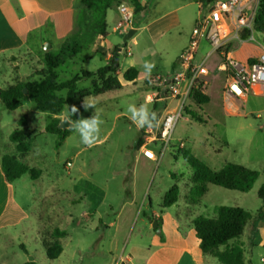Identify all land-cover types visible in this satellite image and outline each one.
<instances>
[{
  "label": "rangeland",
  "instance_id": "374dc122",
  "mask_svg": "<svg viewBox=\"0 0 264 264\" xmlns=\"http://www.w3.org/2000/svg\"><path fill=\"white\" fill-rule=\"evenodd\" d=\"M181 1L151 0L149 10L141 18L152 21L180 7L181 3L193 0ZM124 3L129 2L124 0L121 5ZM158 3L159 7L155 10ZM116 10L115 6L109 11L106 44L116 46L111 53L112 60L116 51L118 54L117 76L121 88L84 99L83 106L85 102L94 103L95 106L84 107L81 119L96 117L103 121L96 125L95 130L68 128L70 136L57 148L58 136L47 133L46 127L53 120L62 122L65 118L75 123L70 120L68 107L54 115L42 113L30 100L24 101L23 106L16 111L6 109L3 102H0V146L4 150L3 155L16 156L43 178V184L36 186L33 209L37 217H34L35 225L38 221L43 228L39 234L30 229L25 230V233L11 229L6 231L4 239L0 240L3 245L0 263L25 264L33 258L36 264H111L132 256L135 257L134 264H140L151 243L147 231L140 233L144 226V215L151 208L159 210L166 193L174 185H178L181 191L179 204L175 207L184 206L190 196L193 170L180 155V151L185 150L214 171L231 163L260 172V178L249 193L209 186V193L204 196L207 209L201 214L213 217L219 206L242 207L253 214L254 220L248 224L244 235L232 241L230 246H243L246 264H264V202L258 197V191L264 183V98L251 95L246 103L228 101L223 93L225 75L215 73V60L211 61L209 65L215 72L210 78L211 86L205 91L210 104L201 107L192 97L187 102L169 148L163 153L161 142L151 144L148 148L160 159L158 162L145 159L139 155V143L141 140L146 143V130L152 128L159 131L164 114L177 105V102L165 101L161 94L157 95L162 92L159 78L172 77L178 68L180 50L187 41V46L190 44L191 38H187L186 33L191 31L192 35L198 21L199 8L196 3H191L179 10L178 15L185 28L182 36L179 30H172L171 34L162 37L159 33L155 36L151 31L141 29L127 46H124L123 41L128 33L123 35L124 31H114L112 16H115ZM83 17L84 21H91L89 13ZM136 18L137 15L133 26ZM145 24L143 22L142 26ZM244 34L241 37L243 42L235 43L233 47L234 51L239 50L237 58L243 62L246 61L245 57H259L263 52L260 42L264 43L260 34L257 35V41L250 40V34ZM135 41L138 45H134ZM58 44L56 41V48L52 50L58 49ZM210 50V45L202 42L201 53L206 54ZM140 58L154 67L147 69L144 65L140 66L142 75L139 79L133 83L126 81L125 67H128L129 62L138 63ZM39 63L43 66L42 60ZM33 66L29 58L22 59L20 75L34 70ZM104 66L99 55L85 49L77 58L62 65L58 72L63 81L79 76L84 71L97 73ZM35 79L39 80V77ZM102 83L95 76L82 81L78 87L80 90L93 91L97 84L101 91ZM0 84L7 85L3 72H0ZM61 95L65 96L66 92ZM129 106L134 111H129ZM196 116H200L206 123H200ZM24 117L27 126L22 129L28 139L33 140V149L25 156L19 154L16 145L10 142L11 134L19 128V122ZM96 132L99 134L95 137ZM93 139L91 144L82 142ZM17 189L20 195L28 191L22 185ZM132 201L137 206L131 205ZM88 209L91 210L88 218H85L82 215ZM71 216L75 222L69 227L70 237L61 240L64 252L58 259L49 260L44 243L55 228L62 227L65 230L64 221ZM153 220L154 217H151L150 222ZM112 222L114 226H110ZM28 227H31L30 224ZM225 249L223 247L222 251ZM208 260L210 264H220L212 256Z\"/></svg>",
  "mask_w": 264,
  "mask_h": 264
},
{
  "label": "trees",
  "instance_id": "16d2710c",
  "mask_svg": "<svg viewBox=\"0 0 264 264\" xmlns=\"http://www.w3.org/2000/svg\"><path fill=\"white\" fill-rule=\"evenodd\" d=\"M124 0H82L86 11L91 15V21L81 19L82 31L70 37L59 50H52L47 53H41V59L45 69L36 73L39 80H29L17 82L5 89L0 88V100L6 109L10 111L18 110L24 100H30L36 104L42 113H51L57 115L64 108L68 107L70 111V120L76 122L83 117V101L86 97L96 96L104 91H112L121 88V81L117 73L119 63L117 62L118 54L112 62L105 67L100 68L97 73L82 72L81 75L72 79L61 80L59 68L68 60L77 58L83 50L87 49L96 37L107 39L108 24L107 14L114 5H121ZM216 0H198L204 11ZM135 10V15L144 11L142 0H128ZM123 4V5H124ZM257 30L262 31L264 27V0H262L257 21ZM86 28V29H85ZM248 33H245L246 36ZM37 32L30 34V44L36 38ZM118 50V48L116 49ZM249 62H257L256 58H251ZM99 77L102 83L101 91L97 84L94 90H80L79 83L93 77ZM140 72L135 68H130L124 73V79L128 82H135L139 79ZM27 90V95L25 91ZM97 90V91H96ZM66 92L65 96L61 94ZM162 97L164 93L160 92ZM159 94V95H160ZM195 100L201 107L210 104V98L203 93L201 89L196 90L193 94ZM72 108L77 111L71 115ZM202 109V108H201ZM200 123H206L200 116H196ZM26 117L19 122V128L10 136V142L16 145L19 154L25 156L33 149V140L28 139V135L23 130L26 127ZM61 121L53 120L47 127L46 132L58 136L57 148H60L67 138L70 131L59 128ZM145 132V131H144ZM143 140L140 141L139 147L143 146ZM185 161L193 170L192 189L187 201L192 206H198L203 197L208 193L209 186L220 187L229 191L240 193H249L260 178V172L251 170L242 165L226 164L221 170H211L202 160L197 158L189 151H180ZM2 168L10 183L22 178L24 175H30L32 179L40 178V173L20 161L16 156L5 154L2 156ZM180 187L174 185L165 195L161 208L169 209L180 201ZM258 197L264 202V183L258 191ZM254 220L253 214L242 207L219 206L215 209V216L200 215L193 221L197 238L200 240V248L205 256L216 258L220 264H246L245 252L242 245L230 246L232 241H236L244 235L248 224ZM159 230L161 222L158 221ZM67 232L60 228H55L50 238L44 243V249L49 260L58 259L64 252L62 239L66 238ZM226 249L222 251V248ZM25 264H36V262H27Z\"/></svg>",
  "mask_w": 264,
  "mask_h": 264
},
{
  "label": "crops",
  "instance_id": "0c3cea01",
  "mask_svg": "<svg viewBox=\"0 0 264 264\" xmlns=\"http://www.w3.org/2000/svg\"><path fill=\"white\" fill-rule=\"evenodd\" d=\"M150 1L151 0H142L144 12L137 15L135 26H133V29H136L137 32L141 29L149 30L154 33L155 36L159 33V35L163 37L166 34H171L172 30H179L182 36V32L185 28L183 27L181 17L178 15L179 10L185 5L196 3L199 8L198 19L202 14V5L198 0L187 2H183L182 0L181 2L183 3L180 4V7L173 8L152 21H146V18L142 19L141 17L149 10ZM115 6L117 10L115 16H112V19L115 24L114 31L118 33L121 32L118 28L121 14L119 10L120 6L116 4L113 7ZM157 7H159V3L155 7V10ZM109 11L107 14V24H109L110 19ZM87 13L86 8L82 4V0H0V72H3V78L7 84L5 86L0 84V88L5 89L17 82L34 80L36 78V73L45 69L44 65L42 66L39 63V61L42 60L40 52H50L44 51L45 44L49 42L53 49L56 48L55 42L57 41L59 44L57 47L58 49H55V51L59 50L70 37L80 33V28L82 29V25H80L81 19ZM143 22H146V24L142 26ZM34 32H37V35L35 40L30 44V34ZM126 34L127 33L123 35ZM186 37L191 38V31H189L188 34L186 33ZM106 43V39L96 37L87 49L99 55L104 61L105 66H108L112 60L111 52L116 46ZM134 45H138V42L135 41ZM187 45L188 41L181 48L178 59ZM260 47L264 50V43L260 42ZM237 51L239 50L234 51V56L236 58ZM205 55L206 54H203L200 57L203 58ZM102 56H104V58ZM132 56L131 54V57ZM26 57L32 61L34 70L21 76L20 63L21 60L26 59ZM245 58V62H247L251 58L257 57ZM213 60H215L216 72L209 65ZM85 62H88V60ZM144 62L142 58L138 60V63L134 61L129 62L127 64L128 67H125V72L130 68H135L140 72L141 76L142 71L140 70V66H143L145 64ZM218 64L219 58L215 55L212 56L207 64L211 71L208 77L209 82L214 72L217 74L220 73L217 71ZM211 83L212 82H210L209 87ZM225 83L226 77L224 86ZM0 102L2 101L0 100ZM6 147H8L7 144ZM3 151L4 150L0 146V240L4 239V233L10 229L22 231L23 233H25V230L30 229L36 234H39L43 226H41L38 221L37 226L35 225L37 217L33 213V209L36 202V186L43 184V178L40 177L34 180L30 175H24L22 178L10 183L2 168ZM139 155L147 159L142 151ZM20 185L28 190L21 195L18 193L19 191H17V187ZM205 197L203 198V202L198 206H192L186 201L185 205L181 208L173 206L163 210L161 204L159 210H153V208H151L149 213L144 215L142 219L144 226L140 230V233L147 231L151 243L149 249H147L144 261L140 264H210L208 260L210 256H205L203 254L200 248L201 242L197 238V233L193 226L194 219L202 215L201 213H204V209H207ZM130 204L137 206L134 201ZM71 206H73L72 203ZM150 206L152 207V204ZM90 210L91 209H88L82 216L88 218ZM151 217L155 219L152 223L150 222ZM91 221H93V219H91ZM155 221L162 223L159 231H155L152 227ZM64 222L67 238L70 237L68 231L69 227L74 224L75 219L71 216L69 220L66 219ZM29 224L31 227H28ZM114 225L115 223H110V226ZM146 226L149 227L148 230ZM20 227H23L22 230ZM60 229L63 230L62 227ZM0 246L2 252V243H0ZM122 262L125 264H134L135 257L129 256L125 260L121 258L111 264H122ZM0 264L7 263L1 262Z\"/></svg>",
  "mask_w": 264,
  "mask_h": 264
},
{
  "label": "built area",
  "instance_id": "2783aa9c",
  "mask_svg": "<svg viewBox=\"0 0 264 264\" xmlns=\"http://www.w3.org/2000/svg\"><path fill=\"white\" fill-rule=\"evenodd\" d=\"M262 0H216L208 11H204L194 28L189 46L178 59V68L170 78H159L161 91L165 94L163 100L177 102V105L167 111L160 124V130H146V143L141 147L143 155L154 162L159 157L148 148L151 144L161 142L164 150L174 141L176 127L196 90L205 93L210 85L208 77L211 71L208 62L212 56L219 58L217 71L224 73L226 83L224 96L228 101L246 103L251 95L264 98V50L257 57V62H242L234 56V44L242 43L244 33L250 34V40H256L257 35L264 39V27L257 30V17ZM121 20L118 28L125 33L133 29L135 10L124 4L119 7ZM202 42H207L211 50L201 58ZM131 55V53H130ZM156 82V80H155ZM160 92L157 93L159 95ZM184 147V144H181Z\"/></svg>",
  "mask_w": 264,
  "mask_h": 264
},
{
  "label": "clouds",
  "instance_id": "9594fccd",
  "mask_svg": "<svg viewBox=\"0 0 264 264\" xmlns=\"http://www.w3.org/2000/svg\"><path fill=\"white\" fill-rule=\"evenodd\" d=\"M144 67L147 68V69H151V68L154 67V65L151 64V63L145 62ZM89 106H95V104L94 103H91V102H85L84 107L85 108H88ZM144 106H147V104H144ZM128 110L129 111H134V109L131 106H129V109ZM76 111H77L76 108H72L71 115H73ZM141 118H143L142 115H141ZM98 123L102 124L103 121L102 120H98L96 117H94V118H92L90 120L89 119H81L79 122L76 121L73 124V128L75 130H83V129H87V128H92L93 130H95L96 129V125ZM98 134H99V132H96L95 137ZM94 139L93 140H89V141H82V142L85 143V144H91L94 141Z\"/></svg>",
  "mask_w": 264,
  "mask_h": 264
},
{
  "label": "water",
  "instance_id": "95a60500",
  "mask_svg": "<svg viewBox=\"0 0 264 264\" xmlns=\"http://www.w3.org/2000/svg\"><path fill=\"white\" fill-rule=\"evenodd\" d=\"M136 33H137V30L136 29H132V30H130L128 32V34L125 36L124 41H123L124 46H127L128 45V42L136 35ZM51 49H52V45L49 42L46 43L45 46H44V50L45 51H50ZM117 62L119 63V59H117ZM25 95H27V90L25 91ZM73 124L74 123L70 122L68 118H65L60 123L59 128L61 130H64L65 131L68 128H73ZM153 226H154V229L155 230H157V231L159 230L158 229L159 226H158V222L157 221L154 222V225ZM34 261L35 260L33 258H31L29 262H34ZM122 264H125V263H122Z\"/></svg>",
  "mask_w": 264,
  "mask_h": 264
}]
</instances>
